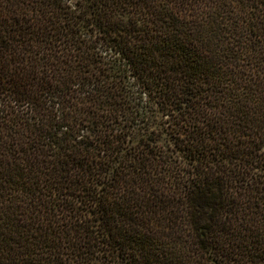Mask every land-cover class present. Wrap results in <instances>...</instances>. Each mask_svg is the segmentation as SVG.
Wrapping results in <instances>:
<instances>
[{
	"label": "trees",
	"instance_id": "obj_1",
	"mask_svg": "<svg viewBox=\"0 0 264 264\" xmlns=\"http://www.w3.org/2000/svg\"><path fill=\"white\" fill-rule=\"evenodd\" d=\"M0 264H264V0H0Z\"/></svg>",
	"mask_w": 264,
	"mask_h": 264
}]
</instances>
